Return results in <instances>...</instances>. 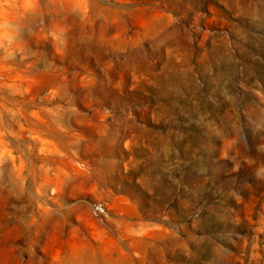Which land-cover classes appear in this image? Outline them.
Masks as SVG:
<instances>
[{"label": "rangeland", "instance_id": "374dc122", "mask_svg": "<svg viewBox=\"0 0 264 264\" xmlns=\"http://www.w3.org/2000/svg\"><path fill=\"white\" fill-rule=\"evenodd\" d=\"M0 264H264V0H0Z\"/></svg>", "mask_w": 264, "mask_h": 264}]
</instances>
